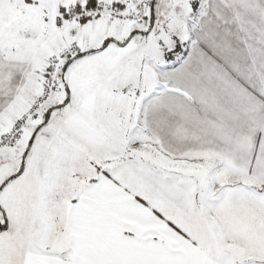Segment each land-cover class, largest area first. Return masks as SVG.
<instances>
[{
	"label": "snow or ice",
	"instance_id": "obj_1",
	"mask_svg": "<svg viewBox=\"0 0 264 264\" xmlns=\"http://www.w3.org/2000/svg\"><path fill=\"white\" fill-rule=\"evenodd\" d=\"M0 264H264V0H0Z\"/></svg>",
	"mask_w": 264,
	"mask_h": 264
}]
</instances>
